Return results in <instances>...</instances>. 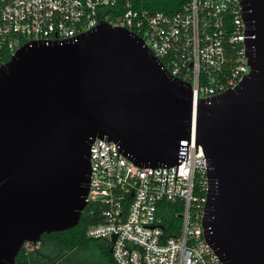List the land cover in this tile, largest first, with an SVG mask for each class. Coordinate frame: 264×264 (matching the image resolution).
Listing matches in <instances>:
<instances>
[{
  "label": "water",
  "instance_id": "water-1",
  "mask_svg": "<svg viewBox=\"0 0 264 264\" xmlns=\"http://www.w3.org/2000/svg\"><path fill=\"white\" fill-rule=\"evenodd\" d=\"M240 1L250 71L197 101L142 37L107 20L76 41L26 42L0 67V264L79 223L96 137L160 166L179 162L192 129L210 163L206 239L226 264H264V0Z\"/></svg>",
  "mask_w": 264,
  "mask_h": 264
},
{
  "label": "built area",
  "instance_id": "built-area-1",
  "mask_svg": "<svg viewBox=\"0 0 264 264\" xmlns=\"http://www.w3.org/2000/svg\"><path fill=\"white\" fill-rule=\"evenodd\" d=\"M173 3L170 12L153 9L147 0H0V67L26 42L76 41L107 20L138 34L163 67L190 81L194 100L237 85L250 71L241 1ZM178 161L143 166L113 140L92 141L86 207L96 221L86 234L108 238L116 264H226L205 237L210 163L194 129L181 140ZM169 202L181 204L173 206L181 223L171 235L165 229ZM39 241L25 248L33 250Z\"/></svg>",
  "mask_w": 264,
  "mask_h": 264
},
{
  "label": "trees",
  "instance_id": "trees-1",
  "mask_svg": "<svg viewBox=\"0 0 264 264\" xmlns=\"http://www.w3.org/2000/svg\"><path fill=\"white\" fill-rule=\"evenodd\" d=\"M147 5L151 6L153 9L170 12H172L176 7L173 0H147ZM236 46L241 47L242 42L237 43ZM233 50L234 49L231 50L230 56H233L234 62L236 54ZM169 204L171 207L178 205V208H181V204L179 205V202H169ZM175 210L176 209L173 207L171 213L166 217L165 229L168 235L175 234L179 231L181 211L177 213ZM95 221L96 215L91 214L90 208L86 207L82 213L79 223L76 226L67 230L52 231L49 233L45 232L39 241V246L28 252L26 251L24 245L16 257L15 264H61V261L68 257V255H70L80 244L91 239L100 240V238H91L86 234L88 226ZM170 222L177 223V228H170ZM109 247L110 245L108 244L106 252L111 260V263L116 264Z\"/></svg>",
  "mask_w": 264,
  "mask_h": 264
},
{
  "label": "rangeland",
  "instance_id": "rangeland-1",
  "mask_svg": "<svg viewBox=\"0 0 264 264\" xmlns=\"http://www.w3.org/2000/svg\"><path fill=\"white\" fill-rule=\"evenodd\" d=\"M108 244V238L91 239L76 247L68 257L61 261V264H112L106 252ZM31 248L32 246L27 244L25 249L28 251Z\"/></svg>",
  "mask_w": 264,
  "mask_h": 264
},
{
  "label": "crops",
  "instance_id": "crops-1",
  "mask_svg": "<svg viewBox=\"0 0 264 264\" xmlns=\"http://www.w3.org/2000/svg\"><path fill=\"white\" fill-rule=\"evenodd\" d=\"M110 245V244H109Z\"/></svg>",
  "mask_w": 264,
  "mask_h": 264
}]
</instances>
